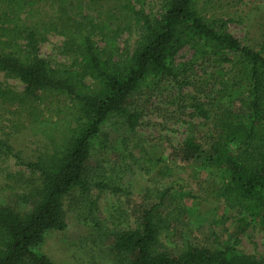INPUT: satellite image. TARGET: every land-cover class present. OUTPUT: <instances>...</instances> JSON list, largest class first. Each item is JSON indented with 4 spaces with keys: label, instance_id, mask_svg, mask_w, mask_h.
<instances>
[{
    "label": "trees",
    "instance_id": "1",
    "mask_svg": "<svg viewBox=\"0 0 264 264\" xmlns=\"http://www.w3.org/2000/svg\"><path fill=\"white\" fill-rule=\"evenodd\" d=\"M162 1L157 18L135 0H0V72L23 83L19 92L0 84V100L24 113L50 147L24 163L31 178L14 205L0 203V264H56L39 247L48 232L67 227L64 199L76 191L92 212V189L119 190L92 166L101 124L114 115L132 131L143 113L136 101L143 86L168 78H180L179 88L194 86L184 75L195 66L215 87L190 105L210 122V135L204 142L185 137L169 158L191 163L205 153L224 175L216 196L264 224L263 50L226 32V20L207 18L202 0ZM51 31L64 36L61 49L72 55L71 64L52 66L39 56V43ZM124 31L135 33L132 48L118 45ZM184 47L191 58L179 64ZM0 151L18 158L1 139ZM168 192L134 206V228L106 230L114 264H264L229 246L189 241L180 250L168 247L160 239Z\"/></svg>",
    "mask_w": 264,
    "mask_h": 264
},
{
    "label": "rangeland",
    "instance_id": "2",
    "mask_svg": "<svg viewBox=\"0 0 264 264\" xmlns=\"http://www.w3.org/2000/svg\"><path fill=\"white\" fill-rule=\"evenodd\" d=\"M134 4L152 17L159 18L164 10L162 0H135ZM200 5L207 18L226 20V32L243 45L262 49L264 54V0H202ZM134 38L135 33L124 31L118 45L132 48ZM63 40L64 36L57 31L47 33L39 43V56L52 66L71 64L72 55L61 49ZM191 53V49L184 47L176 56L177 63L186 64ZM201 71L200 66H195L184 75L189 76L194 86L179 88L180 78L177 83L168 78L143 86L136 96L143 113L132 131L121 118L107 116L100 126L101 143L95 145L92 166L119 190L92 189L90 196L96 202L92 212L76 191L64 199L67 227L48 232L39 247L51 261L114 264L106 230L134 228L137 225L134 206L143 204L142 200L159 201L160 192L167 189L160 209L165 220L160 239L168 247L180 250L187 242L194 241L233 247L264 259V224L259 217L230 208L216 196L224 175L208 162L205 153L191 163L169 158L172 148L185 137L202 136L203 142L209 138L210 122H205L190 106L198 100L204 101L206 94H214L215 87L207 83V76ZM197 79L202 81L201 87ZM86 82L91 84L89 79ZM0 84L18 92L23 89L18 78L3 72H0ZM0 139L18 154L16 158L0 151V203L14 205L17 196L25 190L26 180L31 178L24 163L50 147L42 135L31 131L24 113L1 100ZM95 221L99 222V228Z\"/></svg>",
    "mask_w": 264,
    "mask_h": 264
}]
</instances>
